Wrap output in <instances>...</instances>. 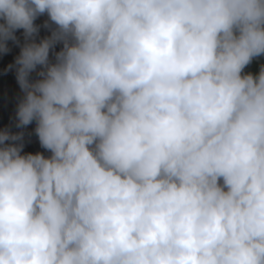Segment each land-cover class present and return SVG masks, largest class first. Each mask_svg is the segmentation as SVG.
Instances as JSON below:
<instances>
[{
	"label": "clouds",
	"instance_id": "1",
	"mask_svg": "<svg viewBox=\"0 0 264 264\" xmlns=\"http://www.w3.org/2000/svg\"><path fill=\"white\" fill-rule=\"evenodd\" d=\"M0 20L15 127L50 153L0 115V264H264V0H0Z\"/></svg>",
	"mask_w": 264,
	"mask_h": 264
},
{
	"label": "trees",
	"instance_id": "2",
	"mask_svg": "<svg viewBox=\"0 0 264 264\" xmlns=\"http://www.w3.org/2000/svg\"><path fill=\"white\" fill-rule=\"evenodd\" d=\"M48 19L47 14H42L37 17V19L34 21L36 25L40 26L39 29V37H43L48 34V30L43 27L44 22ZM3 21L0 20V23ZM49 23H51L49 21ZM23 30L22 29H17L15 34L20 41V43H23V35H22ZM38 37V39H39ZM8 47L9 51L7 53H2L0 52V73L3 68L8 69V65L14 64L15 57L19 55L20 48L19 46L12 42H8ZM61 45H56L55 50L59 51ZM53 55L50 52V59H53ZM264 58H260L259 62H263ZM258 70V61L254 60L249 66H247L244 71L248 72L251 71L255 73ZM9 74L11 76L10 78V83L5 84L6 81L2 78H0V115H4V119H8L7 122H2V130L4 128L10 129L12 132H17V131H23L24 136H23V153H36V152H41L45 156L50 155L48 150L43 149L40 146L38 137L35 134V121L31 122L30 124L24 126L22 129H17L15 127V111H16V106L18 103V97L16 95L21 94V90L19 88V85L16 81L15 77V70L9 69ZM30 78L35 79L36 78V73L33 72L30 75Z\"/></svg>",
	"mask_w": 264,
	"mask_h": 264
}]
</instances>
